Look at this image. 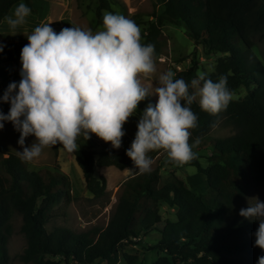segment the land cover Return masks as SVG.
<instances>
[{
    "label": "trees",
    "instance_id": "trees-1",
    "mask_svg": "<svg viewBox=\"0 0 264 264\" xmlns=\"http://www.w3.org/2000/svg\"><path fill=\"white\" fill-rule=\"evenodd\" d=\"M21 1L31 7V0H0V20ZM160 1L163 9L147 23L141 42L154 45V59H158L166 41L164 25L169 22L184 27L196 47L201 46L207 55H221L214 71L203 76L214 82L227 77L233 97L218 115L202 111L198 100L191 106L198 126L191 130L190 140L206 139L193 148L197 158L188 165L205 177L204 192H196L175 174L162 180L163 167L177 166L168 159L140 174L126 155L131 146L119 152L108 147L94 150L78 138V148L72 154L94 198L107 194V179L96 174L97 167L115 166L133 172L123 183L106 227L93 226L82 232L57 227L49 231L46 225L55 216L54 208L74 199L70 176L58 162L37 166L21 161L14 153L7 157L0 153V264L10 259L14 212L22 216L21 230L27 239L20 255L24 263L139 264L138 256L125 251L127 243L142 244L153 232L159 235L157 242L143 247L158 254L150 264H258L264 255V250L254 247L255 221L240 216L238 209L247 194L264 184V62L256 51L257 42L264 44V0ZM104 9L112 10L110 0H98L97 25L103 23ZM11 34L0 32V44L5 46L0 54L4 62H12L20 71L21 50L28 40L20 32ZM198 71L199 62L193 59L175 74L190 84L199 78ZM241 89L244 95L234 97ZM148 102L156 101L149 98L141 102V113ZM9 110L10 104L0 100V111ZM221 118L235 133L226 138L207 136ZM54 148L58 157L57 146ZM161 206L174 208L176 220L163 219Z\"/></svg>",
    "mask_w": 264,
    "mask_h": 264
},
{
    "label": "clouds",
    "instance_id": "clouds-1",
    "mask_svg": "<svg viewBox=\"0 0 264 264\" xmlns=\"http://www.w3.org/2000/svg\"><path fill=\"white\" fill-rule=\"evenodd\" d=\"M30 14V7L21 2L5 17L11 35L19 33ZM50 24L23 33L28 43L21 50V79L11 82L0 97L10 104L7 114L0 111V130L10 122L20 133L21 161L32 162L45 148L57 145L72 153L79 137L89 140L93 134L119 149L126 135L124 125L151 97L158 100L148 102L140 113L138 131L126 152L135 169L140 174L150 172L149 153L154 151L162 150L177 166L197 158L193 148L200 139L189 143L191 130L198 126L191 106L199 98L206 113L226 110L233 98L227 77L214 82L199 76L189 84L168 70L157 77L155 86L146 84L157 73L155 46L142 43L140 27L122 14L106 11L96 32L71 27L57 33ZM4 47L0 44V53ZM30 136L35 140L26 146ZM251 199L255 203L239 215L258 222L254 247L264 250V202ZM258 264H264V255Z\"/></svg>",
    "mask_w": 264,
    "mask_h": 264
},
{
    "label": "rangeland",
    "instance_id": "rangeland-1",
    "mask_svg": "<svg viewBox=\"0 0 264 264\" xmlns=\"http://www.w3.org/2000/svg\"><path fill=\"white\" fill-rule=\"evenodd\" d=\"M112 10H102V14L106 11L122 14L125 17L132 19L141 29V35L144 33V29L149 21L155 19V15L159 14L163 9V4L160 0H110ZM97 2L98 0H77L74 3L76 10L79 9L76 13L82 18L86 14V28L89 29L90 22L96 19L97 11ZM42 4V6H41ZM38 3L35 0L33 6L34 9L39 12L41 7L47 6L44 2ZM78 4V8L76 5ZM99 4V3H98ZM88 5V7H87ZM83 6L87 9L84 10ZM30 7V6H28ZM31 8V7H30ZM45 11L42 10L43 13ZM35 12V11H34ZM85 13V14H84ZM37 15V13H34ZM90 20V21H89ZM96 23V21H95ZM97 24V23H96ZM102 28V24L99 25V29ZM97 29V31L99 30ZM23 35V34H22ZM25 36V35H23ZM163 36L166 40L162 46V54L160 58L154 59L157 66V73L151 78V80L144 81L147 83H154L157 77L161 73H165L168 70L174 71L176 65L179 62L185 65V68L192 63L193 59L199 62V71L200 76L210 74L214 71L215 66L218 61V57L221 55H207L205 50L201 46L194 44L193 40L189 37L186 29L184 27L171 24L167 22L163 27ZM257 41V37L255 38ZM256 51L258 56L264 62V44L257 42ZM2 86V81L0 80V88ZM196 91V90H195ZM244 95V89L236 90L234 92V97H242ZM155 101L158 100V97H151ZM199 98H197L198 100ZM8 112L4 113L7 114ZM5 126L0 130V153H3L4 157H7L8 154L14 153L16 155L17 151H23L20 147L18 140L20 133L17 132L10 122H4ZM235 131L230 126L224 118H221L217 125L208 133L207 136L215 138H226ZM191 138V137H190ZM79 139L86 145H90L94 150H100L104 147L113 148L111 143H106L102 139H96V136H91V139L85 140L83 136ZM206 138L200 140V143L203 142ZM35 137L30 136L26 139V146H30ZM127 139L122 138V146L116 151H121L124 144H127ZM190 144H194L191 140ZM199 143V144H200ZM58 157L56 156V148L49 147L45 148L40 157L34 159L32 162L34 165L43 166V165H55L56 162L60 163L62 170L70 176L71 185H72V194L74 199L70 203L64 201L60 202L54 208V217L50 222L47 223V228L49 231H52L54 228L61 227L70 229L74 232H82L93 226L106 227L112 212L114 211L118 198L123 192L124 181L130 176L129 173L121 177V174H118L117 170L119 168L115 166L109 167H97L96 174L104 175L107 179V194L102 198H94L93 195L87 190L86 183L83 177L81 168L78 166L72 153L67 152L62 148V145H57ZM205 152H207L205 150ZM154 153V154H153ZM152 158L151 169L157 167L162 161L168 159L166 153L161 151H154L149 153ZM203 164H207L204 158L201 159ZM122 171V170H121ZM162 180L170 178L173 174L183 178L190 188L196 192H204V179L205 177L199 174L196 171V168L189 166L188 164L183 166H166L160 170ZM124 175V174H123ZM258 197L261 202H264V184L257 186L249 194L243 198L238 205V209L247 208L250 204H254L255 200L251 198ZM161 214L163 219H170L172 221L176 220L175 209L168 208L167 206L160 207ZM23 220L21 214L14 212L11 218V227L12 234L9 239L8 248L10 259L7 264H32L24 263L20 260V255L24 252L27 246V239L23 234L22 228ZM256 229L258 228V222H255ZM254 236V235H253ZM158 233L153 232L146 236L142 244H132L127 243L125 251L128 254L136 255L139 257L140 263L150 264L158 258V254L154 250H149L143 248L144 246L152 247L158 240ZM62 264H65L64 262ZM97 264H104L101 261ZM120 264H126L125 261H122Z\"/></svg>",
    "mask_w": 264,
    "mask_h": 264
},
{
    "label": "crops",
    "instance_id": "crops-1",
    "mask_svg": "<svg viewBox=\"0 0 264 264\" xmlns=\"http://www.w3.org/2000/svg\"><path fill=\"white\" fill-rule=\"evenodd\" d=\"M37 1L40 4L41 2H44V4H47L46 8L41 7V10L37 12V10H35L33 6L35 0H31V8H30L31 14L26 18L27 23L23 25L22 27H20L19 29H17V32H20L22 34L23 33L30 34L35 29V27L40 26L42 23H51L50 26L55 31L63 27H68V28L80 27L85 30L90 29L93 32H96L97 29H99V25H97L94 20L90 22L89 29L86 28L87 27L86 26L87 19L85 18L86 14L84 13L85 16L82 18V16H79L76 13L77 11H79V9L76 10L74 7V3L77 0H37ZM21 2L26 4V2L24 1H21ZM21 2L16 3L11 8L7 16L11 15L14 8ZM76 8H78V4L76 5ZM44 9L45 11L42 13L41 11ZM83 9L86 10L87 8L83 6ZM34 11L37 13V15L34 14L35 13ZM5 17L0 20V32H10L9 26L7 25ZM20 79H21L20 71L17 68V66L13 64L12 62H4L3 54H0V80L2 81V86L0 88V97L3 96L4 92L7 90L11 82L18 83ZM140 113L141 112L137 110V115L131 117L129 121L124 125V131L126 133L124 137L127 139V142H126L127 144H124L126 146H123L121 151L125 149L127 146H131L133 140L135 139V134L138 131L137 124H138ZM150 156H153V155H150ZM117 171H118V174L119 173L121 174V177L125 176L128 173L129 175H131V173L133 172L129 168L123 169L122 171L121 169Z\"/></svg>",
    "mask_w": 264,
    "mask_h": 264
},
{
    "label": "built area",
    "instance_id": "built-area-1",
    "mask_svg": "<svg viewBox=\"0 0 264 264\" xmlns=\"http://www.w3.org/2000/svg\"><path fill=\"white\" fill-rule=\"evenodd\" d=\"M183 69H185V65L179 63L178 65H176L175 69H174V72H180L182 71Z\"/></svg>",
    "mask_w": 264,
    "mask_h": 264
}]
</instances>
